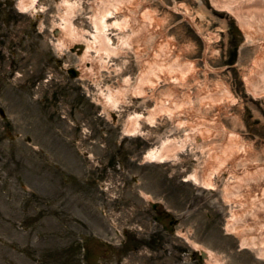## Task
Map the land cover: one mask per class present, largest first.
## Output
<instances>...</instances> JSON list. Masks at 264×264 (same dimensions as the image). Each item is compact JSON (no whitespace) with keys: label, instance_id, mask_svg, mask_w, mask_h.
Listing matches in <instances>:
<instances>
[{"label":"rangeland","instance_id":"374dc122","mask_svg":"<svg viewBox=\"0 0 264 264\" xmlns=\"http://www.w3.org/2000/svg\"><path fill=\"white\" fill-rule=\"evenodd\" d=\"M249 1L0 0V264H207L194 243L264 264L241 245L264 228L260 193L225 194L264 171V0ZM67 18L84 38L60 49ZM167 139L186 145L144 160Z\"/></svg>","mask_w":264,"mask_h":264},{"label":"bare ground","instance_id":"6f19581e","mask_svg":"<svg viewBox=\"0 0 264 264\" xmlns=\"http://www.w3.org/2000/svg\"><path fill=\"white\" fill-rule=\"evenodd\" d=\"M119 2L122 0H118ZM259 0H251L249 1L250 3H258ZM103 3V0H102ZM21 8H24L26 5L24 3V0H20L19 3ZM71 7H77L76 5H72ZM117 9V10H116ZM116 11L119 12V10H121L120 7H116L115 8ZM108 12H111L110 9H107ZM99 13H97L96 15L92 16V20L95 22L96 24V34L94 35L95 37V41L99 42L100 46H103L102 49L104 50H114L115 48H113L112 46H110V40L111 38L109 37V35L107 34V25L105 22V17L108 14H105L104 16H99ZM115 24H118V21H115ZM60 29V30H59ZM59 32H61V35L58 39V46L60 49L63 48H69L73 45L78 44V40L80 39V36L84 38V36L81 35V32L78 31L72 21L70 19L67 18V20L65 22H61L60 24H58V29ZM60 34V33H58ZM57 34V35H58ZM79 46V45H78ZM81 47V46H80ZM88 47V46H87ZM89 50L86 48L84 50L83 55L80 57V61H81V65L82 67H86L87 64V60L89 58ZM249 80H247L248 82ZM255 93L256 92V88L253 89ZM225 92V94L228 97H232L231 91L229 90L228 87L224 88L223 90ZM117 99H115L112 95H109L107 97H105V103L107 104H111V105H115V103L117 104ZM140 117H142V114H137L134 115L130 118H128V122H127V126H125V132L129 135H132L131 131L134 132L135 130L138 129V120L140 119ZM148 120L153 121V111L151 112V114L147 117ZM200 129H198L199 131ZM198 134L203 135V132H201V130L198 132ZM185 140V139H184ZM195 140V137L193 139V141ZM186 145V141H182L181 145H178L176 143H174L171 139H167V140H163L160 147H156V148H150L145 154H144V160L146 161H163L165 159H168L175 150H179V149H183ZM236 155V154H234ZM220 160V159H219ZM221 162V161H220ZM187 181L192 180L197 184H200L203 187L206 188H213L214 187V182L212 180V176L208 177L206 179H201V177L198 175L197 172H193L191 174L188 175V177L186 178ZM261 182H260V181ZM243 182V184H242ZM260 186V188H259ZM233 190L231 192H227L225 193L226 196L228 197V201L232 200L233 202H239L240 204L244 205L245 202L248 200L246 198H244V196H247L249 194V196H257V192L258 194L260 193L261 198L258 197L255 201H253V205L252 208L249 210L250 212L252 211V215H251V219H254V221L258 218H260L259 215H262L264 217V171L261 172V174H259L258 180L257 177L255 176H249V178H245V177H240L239 176V181L238 184H236V182H233ZM255 192V194H254ZM231 195V196H230ZM236 196H240L237 197ZM234 197V199L232 198ZM260 200V203L262 205L258 206L255 205V203H257L256 201ZM258 216L257 218L255 216ZM247 217L244 215V217H242V212H238L236 213L233 212L232 214V218H231V222L228 224L227 229L229 232H236L238 233V235L243 231L240 227H243L242 224H240L243 220H246ZM259 221V219L257 220V222ZM250 226H253V222L252 223H248ZM247 224V225H248ZM260 224H264V221L261 222ZM248 225V226H249ZM240 226V227H239ZM258 235V239L256 236H241V245L243 248L246 247H251V248H255L257 249V252L259 254V257L264 258V228H260ZM194 247L197 249L199 248L200 250V256L202 257L201 252L203 251L205 253V257L202 258L203 260H205V262H207V264H223L221 258L218 255H215L214 253H212L210 250H207L201 246H199L198 244L194 243Z\"/></svg>","mask_w":264,"mask_h":264},{"label":"water","instance_id":"95a60500","mask_svg":"<svg viewBox=\"0 0 264 264\" xmlns=\"http://www.w3.org/2000/svg\"><path fill=\"white\" fill-rule=\"evenodd\" d=\"M58 33H59V31H58V30H55V34H58ZM69 72H70L73 76H76L77 73H78L76 69H70ZM0 113H1L2 115H4V114H5V111L1 108V109H0ZM201 254H202V258H204V257H205V253L202 251Z\"/></svg>","mask_w":264,"mask_h":264}]
</instances>
